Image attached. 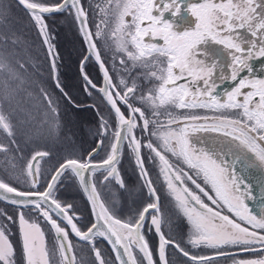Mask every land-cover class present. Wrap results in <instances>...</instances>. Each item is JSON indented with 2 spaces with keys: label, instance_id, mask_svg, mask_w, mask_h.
I'll return each mask as SVG.
<instances>
[{
  "label": "snow or ice",
  "instance_id": "6c2138e0",
  "mask_svg": "<svg viewBox=\"0 0 264 264\" xmlns=\"http://www.w3.org/2000/svg\"><path fill=\"white\" fill-rule=\"evenodd\" d=\"M12 7L0 0V201L15 209L0 208V264H110L100 241L114 264H264V78L249 63L264 57V0H194L195 26L182 33L163 19L180 12L177 0H15L46 75L36 42L9 23ZM53 14L73 21L82 90L105 106L90 105L97 139L86 154L47 147L60 138L61 100L82 107L60 78ZM225 81L233 87L218 94ZM64 181L82 192L91 219L61 198ZM123 195L136 197L127 214Z\"/></svg>",
  "mask_w": 264,
  "mask_h": 264
},
{
  "label": "rangeland",
  "instance_id": "374dc122",
  "mask_svg": "<svg viewBox=\"0 0 264 264\" xmlns=\"http://www.w3.org/2000/svg\"><path fill=\"white\" fill-rule=\"evenodd\" d=\"M99 2V0H96ZM6 4H12L11 15L9 18V23L14 24L18 32H24L27 36L29 42H36V51L39 52L40 60L37 62L38 65L43 63V71L45 75L47 73V65L44 62L45 53L41 49L38 36L36 35L35 29H25L28 25L27 18L25 15L15 7V0H5ZM49 28L52 34H54V43L57 45V50L61 55L60 64V78L62 83L65 85L66 91L73 96L76 104H83L82 107H75L65 100H61V120H62V131L60 138L54 143L49 144V147L54 154H69L75 151L76 153H84L94 146L97 137H94L91 133L95 130L98 118L96 116V111L93 107H90L93 103L100 105L101 109H104V105L101 103V98L97 95L92 97L87 96L82 90V77L79 74V61L84 54V45L82 44L81 38L76 31L75 25L70 18H67L64 14H53L48 17ZM39 70V68L37 69ZM140 69H137L138 71ZM86 71L89 72L90 76L98 84L101 83L100 73L97 66L93 61H90ZM40 79L39 76L36 77ZM51 84V81L48 80ZM143 90L146 92L150 84L141 83ZM2 135V133H0ZM103 156V152L100 153L98 158ZM67 175V174H66ZM134 185L137 183V178L133 180ZM117 195H120L119 193ZM60 196L63 200L69 202L78 203L82 202L80 191L73 181L66 183L64 189H61ZM125 195L120 197V204L123 205ZM136 198V197H135ZM132 198H130L131 202ZM123 214V213H122ZM153 241L157 238L151 236ZM74 242L75 239L73 238ZM100 247L103 249V244L99 243ZM106 257H111L109 249L104 247L103 249ZM208 254L211 251H206ZM250 254L243 253L242 257H247ZM110 264H114V260L111 259Z\"/></svg>",
  "mask_w": 264,
  "mask_h": 264
},
{
  "label": "flooded vegetation",
  "instance_id": "af4514ba",
  "mask_svg": "<svg viewBox=\"0 0 264 264\" xmlns=\"http://www.w3.org/2000/svg\"><path fill=\"white\" fill-rule=\"evenodd\" d=\"M177 2L180 4V8H181L180 12L176 15H173V11L166 12L164 14L163 19L169 23H172L174 31H177L178 33H182L185 30L194 28V26H195L196 18L193 17L191 15L190 11L188 10V5L192 2H194V0H177ZM157 3H159V0H157ZM160 7L162 8L163 5L161 4ZM154 15H159V12H154ZM145 39H146V41H148V40H151V37H146ZM155 42L156 43H162V41H160L159 39H157ZM259 59H264V57H257L256 59L251 60L249 63H250V65L252 64L253 75H255L257 78H264V66L258 62ZM262 62H264V61H262ZM138 71H141V70H138ZM247 74H248L247 70H245V72L242 73V75H247ZM141 83H144L143 79H141ZM151 83H155V81H153ZM225 83H228L231 85L233 82L225 81L223 84H225ZM144 84H146V83H144ZM223 84L219 85L218 90H217L218 94H222L225 91V90H222V88H221V86ZM231 87H233V84H232V86H230L226 90H230ZM73 97L77 99V96H73ZM71 105H73V104H71ZM80 105L83 106V104H80ZM73 106H75V105H73ZM94 146H95V144H94ZM94 146H92V147H94ZM91 149L92 148H90L88 151H90ZM96 159H100V158L96 157ZM123 164H124V168L122 171V175H124L126 182L130 186H132V185H134L133 180L137 177H136L135 173L132 171V166H131L127 156L125 157ZM67 182H69V181H64V187H65ZM248 182L251 183L253 185V187H256L255 184L258 183L257 176L255 174H253V177ZM64 187H63V189H64ZM80 195L82 197V200H81L82 202L78 203L79 204L78 207L81 209V211L84 212L85 216H88L89 219H91L90 210L87 207V203L83 197L82 192H80ZM130 198L135 199V197H128L125 195L124 202L122 205V213L123 214H127L129 211ZM0 208H3L9 214H13L15 211V209L12 205L7 204L6 202H2V201H0ZM41 223L43 224V221H41ZM176 224L178 225V227L176 229L177 233L178 234L183 233L186 235V232H187L186 221H182V220L176 221ZM45 227H47V226H45ZM8 235H9L10 240L14 244V246L19 251V249H20V237H19L18 226L16 224L9 223ZM152 236L156 237L155 235H152ZM73 238L75 239V237H73ZM178 238H179V235H178ZM48 239H49V242L51 243L52 236L50 233L48 234ZM99 243H102L104 245L103 249H104V247L106 249H108V247L106 246L104 241H100ZM206 251H211V250H206ZM229 251L235 252V249H229ZM208 254H211V252ZM242 254H240V255L242 256ZM177 264H180V262L177 261ZM218 264H231V260L230 259L229 260H220L218 262Z\"/></svg>",
  "mask_w": 264,
  "mask_h": 264
},
{
  "label": "water",
  "instance_id": "95a60500",
  "mask_svg": "<svg viewBox=\"0 0 264 264\" xmlns=\"http://www.w3.org/2000/svg\"><path fill=\"white\" fill-rule=\"evenodd\" d=\"M262 61H264V59H259L258 60V62L259 63H261L263 66H264V62H262ZM94 62V61H93ZM251 67H252V64H251ZM97 68H98V66H97ZM98 71H99V69H98ZM100 77H101V75H100ZM233 84V83H232ZM232 84L230 85V84H228V83H225V84H223L222 86H221V88H222V90H226V89H228L230 86H232ZM256 185V187H253V191L255 192V194L257 195V197H259V193H260V186H259V183H256L255 184ZM82 198V197H81ZM250 203V206L251 207H253L254 209L256 208V203L255 202H253V201H250L249 202ZM105 244L107 245V243L105 242ZM108 246V245H107ZM108 248H109V250H110V247L108 246ZM111 252V251H110ZM112 254V253H111ZM111 256H113V255H111ZM112 260H114V256L112 257Z\"/></svg>",
  "mask_w": 264,
  "mask_h": 264
}]
</instances>
